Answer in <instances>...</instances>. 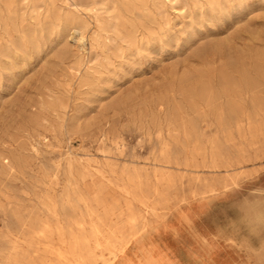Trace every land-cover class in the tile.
<instances>
[{
  "label": "rangeland",
  "instance_id": "obj_1",
  "mask_svg": "<svg viewBox=\"0 0 264 264\" xmlns=\"http://www.w3.org/2000/svg\"><path fill=\"white\" fill-rule=\"evenodd\" d=\"M127 238L264 264V0H0V264Z\"/></svg>",
  "mask_w": 264,
  "mask_h": 264
},
{
  "label": "bare ground",
  "instance_id": "obj_2",
  "mask_svg": "<svg viewBox=\"0 0 264 264\" xmlns=\"http://www.w3.org/2000/svg\"><path fill=\"white\" fill-rule=\"evenodd\" d=\"M2 1V0H1ZM5 4L7 5V9L8 11L11 9L10 7V3L8 1H5ZM215 20V19H214ZM156 21V20H155ZM76 33H77V39L78 40H83L84 39V32L82 30V28L80 27H76ZM59 32V31H58ZM252 67V66H251ZM67 80V79H66ZM11 137V136H10ZM164 147V146H162ZM163 149V148H162ZM71 168V166H70ZM98 170V169H97ZM95 171V170H94ZM104 171V170H103ZM107 173V172H106ZM102 177V176H101ZM103 178V177H102ZM78 179V178H77ZM106 180V179H105ZM109 180V178H108ZM112 185V184H110ZM113 186V185H112ZM108 188V187H107ZM75 189V188H74ZM67 196V195H66ZM81 198V197H80ZM80 200V199H79ZM138 200V199H137ZM81 201V200H80ZM53 202V201H52ZM57 205V203H56ZM85 205V204H84ZM141 205V204H140ZM57 207V206H56ZM47 208V207H46ZM144 208V207H143ZM50 209V207H49ZM146 209V208H145ZM59 212V211H58ZM147 213V212H146ZM153 213V212H152ZM57 214V213H56ZM59 215V213H58ZM60 216V215H59ZM64 226V225H63ZM61 226V227H63ZM55 227H58V226H54ZM130 227V226H129ZM55 229H58V228H55ZM61 229V228H60ZM92 230V229H91ZM60 231V230H58ZM62 231V230H61ZM93 231V230H92ZM72 232V231H71ZM54 233V231H53ZM63 233V232H62ZM134 233L136 232H133L132 233V236L134 235ZM46 234V233H45ZM36 235V234H35ZM34 235V236H35ZM41 235V234H40ZM47 235V234H46ZM49 237V236H48ZM131 237V236H130ZM63 238V237H62ZM74 239V238H73ZM68 241V240H67ZM105 242V241H104ZM130 242V238H127L125 240H123V243L120 245V246H115V245H111L109 248H108V252L107 254L105 255H102L101 259H102V264H112L113 262L116 261V259L119 257L120 254H122L124 251H125V248L126 246L128 245V243ZM51 243V242H50ZM76 244V243H75ZM48 245V244H47ZM46 246V245H45ZM52 248V247H51ZM12 249H13V253H11V256H10V262L12 264H22V260L20 258L21 255H19V253H17L16 251V247L15 246H12ZM52 255V254H51ZM58 257H59V260L61 262V264H82L83 260L81 259L82 256L81 254L79 253H76V254H67V253H63V252H59L58 253Z\"/></svg>",
  "mask_w": 264,
  "mask_h": 264
},
{
  "label": "crops",
  "instance_id": "obj_3",
  "mask_svg": "<svg viewBox=\"0 0 264 264\" xmlns=\"http://www.w3.org/2000/svg\"><path fill=\"white\" fill-rule=\"evenodd\" d=\"M125 253V251L119 255V257L116 259L115 262H113L112 264H121V259L123 258V254Z\"/></svg>",
  "mask_w": 264,
  "mask_h": 264
}]
</instances>
